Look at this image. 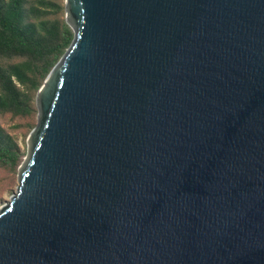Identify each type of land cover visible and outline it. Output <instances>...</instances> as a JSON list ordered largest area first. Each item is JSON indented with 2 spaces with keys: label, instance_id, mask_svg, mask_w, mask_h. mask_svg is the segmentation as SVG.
Wrapping results in <instances>:
<instances>
[{
  "label": "water",
  "instance_id": "water-1",
  "mask_svg": "<svg viewBox=\"0 0 264 264\" xmlns=\"http://www.w3.org/2000/svg\"><path fill=\"white\" fill-rule=\"evenodd\" d=\"M0 264H264V0H65Z\"/></svg>",
  "mask_w": 264,
  "mask_h": 264
},
{
  "label": "trees",
  "instance_id": "trees-1",
  "mask_svg": "<svg viewBox=\"0 0 264 264\" xmlns=\"http://www.w3.org/2000/svg\"><path fill=\"white\" fill-rule=\"evenodd\" d=\"M28 4L0 0V113L31 112L30 93L39 90L74 38L69 24L45 19L42 9ZM16 157L0 128V161L15 162Z\"/></svg>",
  "mask_w": 264,
  "mask_h": 264
},
{
  "label": "rangeland",
  "instance_id": "rangeland-1",
  "mask_svg": "<svg viewBox=\"0 0 264 264\" xmlns=\"http://www.w3.org/2000/svg\"><path fill=\"white\" fill-rule=\"evenodd\" d=\"M30 3L42 9V17L45 19L69 24L67 22L65 0H29ZM3 62H6V60ZM37 92L30 93L32 96L30 102L32 110L29 114L0 113V128L2 129L3 137L11 143L13 150L17 154L15 162L5 163L0 161V207L16 191L19 183L20 168L28 157V140L32 130L38 123L40 112L36 99Z\"/></svg>",
  "mask_w": 264,
  "mask_h": 264
}]
</instances>
